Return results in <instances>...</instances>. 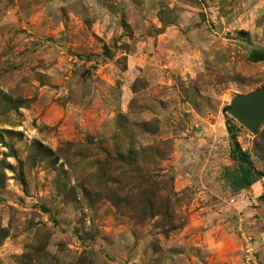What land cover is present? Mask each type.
<instances>
[{
    "label": "rangeland",
    "instance_id": "rangeland-1",
    "mask_svg": "<svg viewBox=\"0 0 264 264\" xmlns=\"http://www.w3.org/2000/svg\"><path fill=\"white\" fill-rule=\"evenodd\" d=\"M253 51L264 0H0V264H240L246 239L264 264V122L230 115Z\"/></svg>",
    "mask_w": 264,
    "mask_h": 264
},
{
    "label": "trees",
    "instance_id": "trees-1",
    "mask_svg": "<svg viewBox=\"0 0 264 264\" xmlns=\"http://www.w3.org/2000/svg\"><path fill=\"white\" fill-rule=\"evenodd\" d=\"M249 60L252 63H260L264 62V53L253 51L249 54ZM228 132L233 140L234 143V156L239 161L240 164V173L241 176L238 180L239 185L241 188H250L254 186L258 180V177L260 173H258L255 168L253 161L251 160L249 154L247 152H244L239 147V143L236 139V133H235V125L233 122H228ZM113 140H117L115 137ZM103 142H100L97 147L103 152V160L102 165L105 167H109L110 165L113 166V169L109 175H120V177L125 178L126 182L125 186L131 189L139 188L138 185L135 184V178H140V175H145V177H150L152 174H148L145 171L138 170L136 165L138 162L134 159L135 155L132 150H127L125 153L121 150L122 147L117 144L116 141V147H115V154L112 155L111 151L104 147ZM149 175V176H148ZM152 178V177H150ZM149 178V179H150ZM142 179V178H140ZM135 191V190H133ZM139 194V192H136Z\"/></svg>",
    "mask_w": 264,
    "mask_h": 264
},
{
    "label": "water",
    "instance_id": "water-1",
    "mask_svg": "<svg viewBox=\"0 0 264 264\" xmlns=\"http://www.w3.org/2000/svg\"><path fill=\"white\" fill-rule=\"evenodd\" d=\"M230 115L250 132L255 133L264 122V87L234 99Z\"/></svg>",
    "mask_w": 264,
    "mask_h": 264
},
{
    "label": "built area",
    "instance_id": "built-area-1",
    "mask_svg": "<svg viewBox=\"0 0 264 264\" xmlns=\"http://www.w3.org/2000/svg\"><path fill=\"white\" fill-rule=\"evenodd\" d=\"M240 264H263L254 250L251 239H246V247Z\"/></svg>",
    "mask_w": 264,
    "mask_h": 264
}]
</instances>
